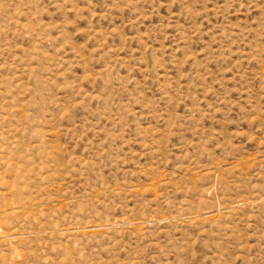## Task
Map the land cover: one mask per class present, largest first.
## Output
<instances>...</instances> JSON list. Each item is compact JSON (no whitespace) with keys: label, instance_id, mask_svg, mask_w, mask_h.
<instances>
[{"label":"rangeland","instance_id":"374dc122","mask_svg":"<svg viewBox=\"0 0 264 264\" xmlns=\"http://www.w3.org/2000/svg\"><path fill=\"white\" fill-rule=\"evenodd\" d=\"M0 264H264V0H0Z\"/></svg>","mask_w":264,"mask_h":264}]
</instances>
